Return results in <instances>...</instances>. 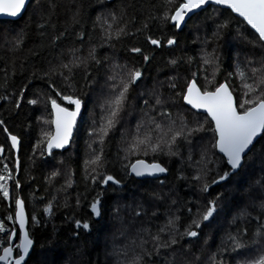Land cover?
Listing matches in <instances>:
<instances>
[{
    "label": "snow or ice",
    "instance_id": "obj_1",
    "mask_svg": "<svg viewBox=\"0 0 264 264\" xmlns=\"http://www.w3.org/2000/svg\"><path fill=\"white\" fill-rule=\"evenodd\" d=\"M97 3L101 10L92 21V32H86L83 19L87 10L94 7L90 3L77 4L73 0L67 9L70 23L58 30L53 17L57 16L60 5L55 0H44L47 10L41 0H0V47L10 53L23 49L27 32L11 25L28 12L30 5L38 17L36 32L40 40L35 49H29L30 55H37L45 47H59L57 42H62L66 35H74L81 44L85 37L89 41L86 54L75 46L67 48L66 54L62 48L56 62L44 58L40 66L30 65L26 82L18 92L0 94V100L10 106L7 109L10 113H18L24 103L43 109L36 118L41 128L33 146V165L37 162V152L42 164L51 158L56 164L65 165L63 153L75 144L78 118L85 108L84 96L98 84L103 62L110 61L105 79L108 95L100 104L101 123L97 128L93 120L88 132L90 141L81 176L83 192L76 193L74 206L69 203L68 195L63 203L56 194L41 196L38 199L46 202L30 216L26 213L25 200L17 195L14 212L0 220V264H30L33 257H36L34 264H55L40 259L44 255L43 246L38 252L28 226L32 230L45 228L60 208L79 210L82 206L88 209L87 219L74 215L65 218L74 224L71 236L77 239L91 236L106 213L119 220L114 238L125 237V242L113 243L111 251L106 253L114 258L113 264H264V54L245 55L241 60L237 53L231 70L223 80L217 79L223 69L218 48L226 36L250 45L253 53L257 49L264 53V0H160L150 6L139 26L134 15L128 17L129 8H135L133 0L127 3L115 0L111 6L110 0H97ZM149 21L156 22L161 31L159 37L150 34ZM190 22L197 33L192 43L201 45L199 71L183 77V84H178L179 75L167 77V96L162 91L163 81L158 86L154 84L147 94L140 91L137 99L142 100V115L134 130L121 132L123 154L118 153L116 160H110L106 138L121 124L133 87L144 81L145 66L154 59L142 47H126L124 41L144 33L147 44L155 49L177 48L179 34ZM75 26H80V30L73 33ZM93 39L97 43H92ZM117 43L126 47L127 52L139 54L142 63L130 66L108 56L98 57V48L115 49ZM194 59L187 55L172 56L165 67L176 69L182 62L191 65ZM20 69L27 71L23 63ZM0 71L4 73L0 88L7 89L16 75L15 60L11 72L7 63ZM34 80L43 82L46 89H37L35 98L26 99ZM187 114H191V120ZM0 128L7 134L10 148L18 149L20 137L9 131L2 118ZM185 148L186 157L182 151ZM194 148L199 149V158L195 160ZM3 152L0 145V153ZM173 157L181 159L176 181H191L189 187L195 189L194 197L182 202L163 192ZM109 166L117 171H110ZM185 166L192 169L191 175L186 174ZM61 176L64 183L55 190L57 194L67 193L76 184L75 171L70 165L65 171L54 165L45 182L53 186ZM9 181L20 189V180L14 179L12 170L4 164L0 169V195L5 201L11 199ZM126 181L136 187L137 194L131 204L121 203L128 190ZM153 184L156 187H150ZM215 188L220 190L214 192ZM109 197L114 199L110 201ZM33 198L36 199L34 193ZM168 199L165 220L153 231L149 224L159 219V205ZM126 211L130 213L127 222ZM5 221H11L12 227H7ZM55 233L54 226L53 236ZM217 234L219 243L209 252ZM205 253H209L206 260Z\"/></svg>",
    "mask_w": 264,
    "mask_h": 264
},
{
    "label": "trees",
    "instance_id": "obj_2",
    "mask_svg": "<svg viewBox=\"0 0 264 264\" xmlns=\"http://www.w3.org/2000/svg\"><path fill=\"white\" fill-rule=\"evenodd\" d=\"M56 3L60 5L57 8V16L53 17L54 22L57 24L58 30H62L68 23H70L69 17L70 13L67 11L68 7L72 6L73 0H55ZM83 2L85 5L92 4L93 8L88 9L84 15L83 28L86 32H92V21L95 19V15L100 11V6L97 0H75V3L79 4ZM115 0H110L111 3ZM125 3L128 0H124ZM160 0H133L135 8H129L128 17L131 18L133 15L136 17V26L147 17L150 6L152 4L159 3ZM44 4V0H41ZM45 10H47L46 4H44ZM158 11V10H157ZM203 15V13L201 14ZM37 15L33 14L32 6H29L28 12H26L22 18L16 20L14 25L11 27L15 29H25L27 32V37L23 45V49L15 54L7 51L5 47H0V69L8 65L9 72L12 71V61L15 60L16 65V75L12 76L9 81L7 89L0 88V94L9 95L13 91L19 90V87L26 82L25 77L29 75L30 65L40 66V62L46 58L47 60L56 62V57L59 56L61 49L65 50L69 47L80 48L82 54H86L89 41L87 37L84 39V43L81 44L79 40L75 39L74 35H66L62 42H57L60 46L56 48L45 47L38 50V54L33 56L30 55L29 49H35V46L40 43V40L36 32V22ZM196 19L195 17L193 18ZM150 24V34L154 38L161 35L160 29L157 27L155 21H149ZM4 27H7L6 25ZM80 26H75L71 31H79ZM167 32V30H165ZM167 34H172L167 32ZM95 35V34H94ZM197 33L192 27V22L189 23V27L186 28L182 33L179 34V47L177 48H164L155 49L154 46L147 44L145 40V34L141 33L135 37H130L124 41L126 47L140 46L142 49L154 56V59L149 65L145 66L146 74L145 79L142 83L133 87L130 96V104L124 118L120 125H117V130L110 134L108 138L106 152L110 160H116L118 153L120 152L121 144V132L126 129L131 131L134 130L136 121L141 117L140 106L142 100L137 99L138 93L144 91L146 94L154 84L159 81H163L165 86L162 91L165 96L169 94L167 88V77L179 75L181 79L178 80V84H183V77H190L192 72L199 71V49L201 45L199 43H192L195 39ZM49 36H51V30L49 31ZM202 36V33H201ZM92 43H97L96 39H93ZM126 47H122L121 44L117 43L116 48H108L107 46L100 47L97 49V55L101 59L104 56H108L111 59H115L117 62L124 64L127 63L131 65H138L142 63V57L139 54H132L126 51ZM211 51V47L208 49ZM218 53L221 56L223 69L221 73L218 74L217 79L223 80L227 71L231 70V64L237 53L240 54V59L243 60L245 55H255L259 56L262 53L260 49H257L255 53L250 51V45H246L235 41L231 36H226L223 41L220 42L218 48ZM176 55H187L195 57L191 65L180 63L176 69L165 67L166 61ZM27 57V59H25ZM110 61L103 62V66L100 68L97 79L98 84L84 96L85 108L83 110L81 119L78 124V129L75 135V144L69 148L67 152L63 153V159L65 160V165L60 166L56 164L55 160L48 158L47 164H42L39 160V152L36 153L37 162L35 165L32 164L33 157V146L35 145L41 125L37 123L36 118L40 116L43 112L40 106H31L26 103L19 112H9L7 109L10 107L7 102L0 100V118L4 119L6 125L10 132L20 137V146L18 151H14L10 148V140L7 139V134L0 128V145L4 147V152L0 153V169L3 168L4 164H7L9 169L13 172V178L19 179L21 187L19 190L15 188L12 181H9L10 196L11 199L5 201L0 195V220H3L10 213L14 212V200L17 195H20L26 202V210L30 216L35 210H39L43 207L44 202H41L38 198L41 196H50L56 194L58 196V201L63 203L65 195L69 196V203L75 205V196L77 192H83L84 183L81 179L83 170V161L86 158L85 153L87 151V144L90 141L88 132L92 126V121H96V127L98 128L101 123V116L103 113L100 109V104H102L108 95V89L105 86V79L107 76L106 67ZM24 64V68L27 71H21L20 64ZM95 71V69H90ZM209 79H211V69H208ZM203 73L201 72V76ZM4 73L0 71V83L3 82ZM201 82H203L201 80ZM31 92L26 93V99L35 98L34 93L37 89H46V85L39 81L34 80L33 84L30 86ZM15 99V97H13ZM189 120L192 119L191 114H187ZM259 146V145H258ZM184 156H187V149H182ZM61 157L59 152H57L56 159L59 160ZM193 158H199V149H193ZM150 159V157H149ZM167 160V158H164ZM19 160V171H16V161ZM258 161L256 162L258 166ZM61 168V171H65L70 165L75 171L74 180L76 184L73 188L68 189L67 193L60 192L56 193L55 190L58 189L64 183V177H58L54 182L53 186H49L45 182V177L52 170L53 166ZM170 168V173L167 175L166 184L163 188V192L170 193L171 198L176 199L178 202H182L185 198L194 197L195 189L190 188L189 184L191 181H176L175 177L177 175V169L181 167V159L177 157L172 158V162L168 165ZM110 171H117L116 168L109 166ZM185 172L187 175H191L192 169L185 166ZM34 178V179H33ZM164 179V177H161ZM128 184V190L124 193V199L121 201L122 204H131L132 197L136 195V187L131 183V181H126ZM150 187H156L155 184ZM48 189L47 192L45 189ZM219 188H215V191H219ZM33 193L36 199L33 198ZM214 194V193H213ZM110 201L114 199L113 197L108 198ZM170 204V199L165 200L159 205V219L155 223L149 224L153 231L158 224L163 223L165 220L164 212L167 206ZM88 209L86 206H82L79 210L74 207L70 208H60L56 211L55 215L48 221L47 227L32 230L29 225L28 228L33 232V238L35 240V247L39 252L41 246L44 249V255L40 257L42 260L55 261V264H113V257L107 256L106 253L110 252L113 243L122 244L125 242V237L116 236L114 234L120 226L119 220L112 218L110 214L106 213L104 219L95 225V228L91 236H82L80 239L71 236V229L74 228V224L66 221V217L75 216L79 219H87ZM125 221L130 219V213L127 211L124 213ZM6 226L11 228V221H5ZM56 228V233L53 236V227ZM52 236L50 240L49 237ZM219 234L215 236V240L212 242V248L209 250L214 251L215 245L219 243ZM87 241V243H85ZM53 249V251H47L48 249ZM205 253L204 259H207ZM36 257H33L34 264ZM203 264V262H202Z\"/></svg>",
    "mask_w": 264,
    "mask_h": 264
},
{
    "label": "water",
    "instance_id": "obj_3",
    "mask_svg": "<svg viewBox=\"0 0 264 264\" xmlns=\"http://www.w3.org/2000/svg\"><path fill=\"white\" fill-rule=\"evenodd\" d=\"M5 19H7V18H5ZM80 119H81V117L78 118V124H79ZM75 135H76V132H75ZM10 143H11V142H10ZM19 146H20V145H19ZM18 149H19V147H18ZM18 149H13V150L17 152ZM162 177H163V176H162ZM26 213H27V210H26ZM27 214H28V213H27ZM17 228H18V225H17ZM15 242L18 243V240H16Z\"/></svg>",
    "mask_w": 264,
    "mask_h": 264
}]
</instances>
